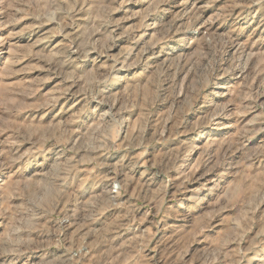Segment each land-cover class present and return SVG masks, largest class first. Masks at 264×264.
Masks as SVG:
<instances>
[{"label": "rangeland", "instance_id": "374dc122", "mask_svg": "<svg viewBox=\"0 0 264 264\" xmlns=\"http://www.w3.org/2000/svg\"><path fill=\"white\" fill-rule=\"evenodd\" d=\"M0 264H264V0H0Z\"/></svg>", "mask_w": 264, "mask_h": 264}]
</instances>
